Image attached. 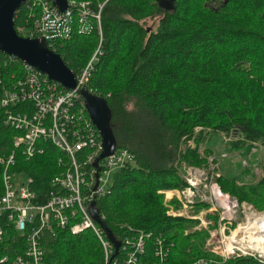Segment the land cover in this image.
<instances>
[{
  "label": "trees",
  "instance_id": "trees-1",
  "mask_svg": "<svg viewBox=\"0 0 264 264\" xmlns=\"http://www.w3.org/2000/svg\"><path fill=\"white\" fill-rule=\"evenodd\" d=\"M31 1L16 12V29L33 27L36 9ZM68 1L89 2L97 10L105 0ZM72 9L73 32L59 40L56 53L78 74L101 35L93 18L92 30L80 32L81 9ZM102 32V54L88 88L107 100L117 148L128 149L132 161L116 172L110 192L97 197L96 208L120 242L150 233L151 251L156 239L164 238L170 247L167 264L209 256L204 240L178 246V231L190 221L167 214L161 191L186 185L184 163L207 162L212 149L200 152L207 130L230 135L231 151L264 149V0H175L173 10L162 8L157 0H109L102 11ZM0 62H7L6 72L22 74L21 60L0 51ZM198 127L203 131L196 133ZM193 138L195 147L184 148ZM11 143L8 138L2 141L5 147ZM61 155L49 145L45 154L23 161L43 199L50 194L53 177L65 169L58 162ZM218 180L239 201L264 209V171L249 182L224 175ZM6 230L14 256L20 252L14 247L19 234L11 226ZM42 244L44 264H105L101 243L91 230L73 235L55 228L44 234ZM117 257L108 264H123L122 251ZM219 264L263 263L239 257Z\"/></svg>",
  "mask_w": 264,
  "mask_h": 264
},
{
  "label": "built area",
  "instance_id": "built-area-1",
  "mask_svg": "<svg viewBox=\"0 0 264 264\" xmlns=\"http://www.w3.org/2000/svg\"><path fill=\"white\" fill-rule=\"evenodd\" d=\"M107 1L97 10L89 2H69V8L61 11L50 0H32L30 5L36 9L33 27L17 29L24 37L44 38L57 52L59 40L69 38L74 29L72 6L81 9L80 32L92 30L91 18L97 21L101 42L76 74L75 89L65 88L24 61L21 75L6 72L7 62H0V264H44L42 238L55 228L75 235L91 230L101 243L105 264L110 262L115 246L91 216L90 205L110 192L114 175L132 161V154L126 148H116L99 161V169L94 165L104 150L103 140L79 93L83 88L89 90L95 63L102 54V11ZM7 138L12 143L5 147L2 141ZM49 145L62 154L58 162L65 169L53 177L50 194L43 199L23 161L45 154ZM208 164L209 168L185 166L186 185L162 191L170 216L194 222L186 235L196 231L208 235L204 250L209 256L180 264H219L239 257H254L264 264V211L225 192L215 158ZM10 226L19 234L14 247L20 252L14 256L7 246L6 229ZM151 235H131L120 242L123 264H167L169 245L158 237L150 251Z\"/></svg>",
  "mask_w": 264,
  "mask_h": 264
},
{
  "label": "water",
  "instance_id": "water-1",
  "mask_svg": "<svg viewBox=\"0 0 264 264\" xmlns=\"http://www.w3.org/2000/svg\"><path fill=\"white\" fill-rule=\"evenodd\" d=\"M50 1L61 11H66L69 8L68 0ZM157 1L166 10H173L175 8V0ZM26 2L27 0H0V51L33 66L48 75L50 79L59 82L65 88L75 89L77 87L76 73L65 64L59 53L50 49L44 38L24 37L17 32L14 17L18 9ZM79 93L102 136L104 150L94 164L99 169V161L113 154L117 148L116 139L108 124L110 112L107 100L92 93L87 88L81 89ZM98 176L99 173H97ZM90 211L95 220L106 231L108 238L115 246V254H117L120 248V241L115 239L112 231L101 218L100 212L96 208V201L91 203Z\"/></svg>",
  "mask_w": 264,
  "mask_h": 264
},
{
  "label": "rangeland",
  "instance_id": "rangeland-1",
  "mask_svg": "<svg viewBox=\"0 0 264 264\" xmlns=\"http://www.w3.org/2000/svg\"><path fill=\"white\" fill-rule=\"evenodd\" d=\"M154 23H155L154 21H150L149 25H153ZM97 49L98 47L96 48V50ZM202 129L203 128L198 127L196 129V133L203 131ZM207 132L209 131L207 130L206 134H204V136H207V138H205L200 144V152L204 154L205 148L208 146L212 149V153L207 155V162L204 165L208 166L209 168L210 167L208 164L209 160L213 157L215 158L216 163H217L216 171L220 175L234 177L238 179L240 182L254 181L255 179H258L261 177L264 171V149L261 146H257V148H254L251 153H244L243 151H238V150L231 151L229 150L230 143L232 141V137L230 135H228L227 133H214V132H209L207 134ZM187 146L195 147L194 138L189 140L186 144L183 145L184 148H186ZM185 166H195V165H189V164L184 163L182 165L183 173H185L184 171ZM1 174H2V169H1ZM0 191L3 192V184H2V190L0 189ZM161 193L163 192L161 191ZM241 202H244V201H241ZM246 202H249V201H246ZM164 205L167 208V214H168V206H167L165 194H164ZM255 208L258 211H264V209H258L256 206ZM193 225H194V222H190L189 225L185 224V227L179 229L177 243L180 248L181 247L183 248L189 245L192 240H196V239L204 240V241L206 240L208 236L206 232L199 234L197 236H192L191 238H187L185 231L188 228L192 227Z\"/></svg>",
  "mask_w": 264,
  "mask_h": 264
},
{
  "label": "bare ground",
  "instance_id": "bare-ground-1",
  "mask_svg": "<svg viewBox=\"0 0 264 264\" xmlns=\"http://www.w3.org/2000/svg\"><path fill=\"white\" fill-rule=\"evenodd\" d=\"M91 212V211H90ZM91 214H92V212H91ZM101 215V214H100ZM93 218H94V216L93 215H91ZM95 219V218H94ZM73 235H75V234H73ZM115 252H116V249H114V251H113V253H112V255H111V258H110V260H113V261H115V260H117V256L121 253V250H119L118 251V253H117V256H115L116 254H115Z\"/></svg>",
  "mask_w": 264,
  "mask_h": 264
}]
</instances>
